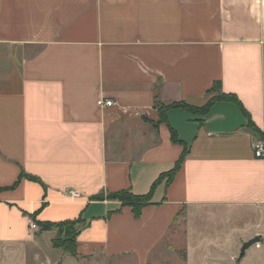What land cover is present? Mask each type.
Here are the masks:
<instances>
[{
	"label": "crops",
	"instance_id": "1",
	"mask_svg": "<svg viewBox=\"0 0 264 264\" xmlns=\"http://www.w3.org/2000/svg\"><path fill=\"white\" fill-rule=\"evenodd\" d=\"M216 83L241 106L204 115ZM260 139L264 0H0V264H59L56 231L30 222L79 218V264H149L179 224L187 264L210 225L263 249ZM127 190L152 191L139 217L107 198Z\"/></svg>",
	"mask_w": 264,
	"mask_h": 264
},
{
	"label": "rangeland",
	"instance_id": "2",
	"mask_svg": "<svg viewBox=\"0 0 264 264\" xmlns=\"http://www.w3.org/2000/svg\"><path fill=\"white\" fill-rule=\"evenodd\" d=\"M76 229H80V227L78 226ZM50 231H56L57 237V229H52ZM215 231L216 228L214 226L210 225L208 227L206 232L208 234V242L199 246V249H203L200 250V252H195L190 260V264H264V248L258 249L256 245L249 248L245 257L239 260L243 245L251 239L242 243L237 239H234L232 243L219 242L227 239L226 237H222L221 239L219 233L215 234ZM220 231H226V227H222ZM184 249L185 229L181 224L175 225L169 237L153 253L149 264H187L188 261L183 259ZM206 250H208L211 257L209 259H203ZM55 253L56 257L59 258V264H79L81 262H78L73 256L64 254L60 250ZM24 263H26V258H23V261L17 260L16 264ZM88 264H137V262L132 257H123L110 260L96 259L89 261Z\"/></svg>",
	"mask_w": 264,
	"mask_h": 264
},
{
	"label": "trees",
	"instance_id": "3",
	"mask_svg": "<svg viewBox=\"0 0 264 264\" xmlns=\"http://www.w3.org/2000/svg\"><path fill=\"white\" fill-rule=\"evenodd\" d=\"M210 92H216V96L212 98L205 107H203L202 109H199L200 112L204 115L209 111L211 105L215 101H218V100H231V101L233 100L241 106V104L238 102L235 96L222 93L220 83H216ZM157 107L159 108L161 112L162 118L165 119V114L170 107H165L159 104H157ZM172 107H185L189 109V107L185 104H175ZM251 127L254 129V131L259 133V131L257 130V128H255L253 124H251ZM172 141L176 144H182L181 140H179L176 132L173 129H172ZM188 153H189V148L188 146L184 145V151L181 157L179 158V160L175 163L171 171L163 176L168 179V183L172 181L175 174L181 169ZM24 177L30 180H33V181H37L36 178L32 176H28L26 173L22 172L20 176V180H22V178ZM16 186L17 184L13 188H15ZM107 198L110 200L119 201L123 207L125 206L131 207L133 209L135 216L139 217L141 215L142 209L148 204H150L151 198H152V191L148 193L147 195H136L130 190L120 191L114 194H109ZM95 199L104 200L105 197L104 195H99L95 197ZM82 224H83L82 218H79L77 220L64 221L60 223L39 222V230L41 232H46L52 229H57L58 235L52 242L53 246L56 249L62 250L65 254H68L73 257H77L78 255L77 254V236L79 234V229H76V228L78 226L81 228ZM183 254H184L183 259L187 260L186 249H184Z\"/></svg>",
	"mask_w": 264,
	"mask_h": 264
},
{
	"label": "built area",
	"instance_id": "4",
	"mask_svg": "<svg viewBox=\"0 0 264 264\" xmlns=\"http://www.w3.org/2000/svg\"><path fill=\"white\" fill-rule=\"evenodd\" d=\"M99 104L101 106L111 107L113 105V101L101 100L99 102ZM254 150H255V156L257 158H264V139H260V140L255 141ZM69 194L73 198L78 197V193L76 191H70ZM30 228H31V230H34V231H37L39 229V227L33 221L30 222Z\"/></svg>",
	"mask_w": 264,
	"mask_h": 264
},
{
	"label": "water",
	"instance_id": "5",
	"mask_svg": "<svg viewBox=\"0 0 264 264\" xmlns=\"http://www.w3.org/2000/svg\"><path fill=\"white\" fill-rule=\"evenodd\" d=\"M259 243H260L259 237H255V238L251 239L250 241L246 242L242 247L239 260H241L245 257V254L249 248H251L254 245H258Z\"/></svg>",
	"mask_w": 264,
	"mask_h": 264
}]
</instances>
